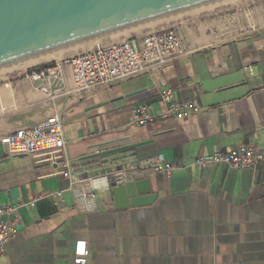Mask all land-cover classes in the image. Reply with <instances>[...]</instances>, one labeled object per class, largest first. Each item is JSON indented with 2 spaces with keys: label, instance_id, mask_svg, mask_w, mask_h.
Instances as JSON below:
<instances>
[{
  "label": "crops",
  "instance_id": "1",
  "mask_svg": "<svg viewBox=\"0 0 264 264\" xmlns=\"http://www.w3.org/2000/svg\"><path fill=\"white\" fill-rule=\"evenodd\" d=\"M132 34L145 36L143 30ZM183 42L193 51L157 75L122 80L110 89L69 92L68 65L62 67L64 88L57 81L46 85L51 95L41 89L45 82L11 80V73L0 72V135L58 112L65 139L57 164L35 155L5 157L0 144V205L24 203L2 264H76L78 240L86 242L85 264H264V158L244 170L193 163L199 154L241 144L257 146L264 156V29L221 43L204 37ZM163 89L201 109L132 124L140 105H149L151 113L163 110ZM135 143L140 145L82 158ZM146 159L181 164L140 177L149 179L155 194L150 204L124 205L107 179L89 191L84 206L77 205L69 174L102 181L124 164Z\"/></svg>",
  "mask_w": 264,
  "mask_h": 264
},
{
  "label": "built area",
  "instance_id": "2",
  "mask_svg": "<svg viewBox=\"0 0 264 264\" xmlns=\"http://www.w3.org/2000/svg\"><path fill=\"white\" fill-rule=\"evenodd\" d=\"M193 49L184 44L182 37L173 30L159 29L148 33L141 39H128L94 46L74 56L65 58L39 70H26L24 78L45 82L41 89L47 91V84L54 81L58 89L65 87L62 67L68 65L71 71V93H84L91 89H110L114 84L140 75H157V73L179 57L191 53ZM251 73V69H248ZM159 99L164 108L160 113H151L149 105H140L134 110V125H145L154 120L179 119L198 112L201 106L193 100L177 101L172 89L159 91ZM0 144L5 157L35 155L57 164L59 153L65 147L63 121L60 113L54 112L31 125H24L13 131L0 135ZM260 149L252 144H241L227 150L199 154L193 163L200 167L223 165L234 170L254 168L263 160ZM181 167L180 163H171L164 159H146L143 163L124 164L110 176L99 181L96 178L75 179L69 174L71 188L75 191L78 206H84L91 197V189L98 188L102 182L111 180L119 185L126 181L168 173ZM57 191V195H60ZM24 203L0 205V264L7 243L17 233L20 223L18 210ZM88 251L86 242L78 240L73 249L76 264H85Z\"/></svg>",
  "mask_w": 264,
  "mask_h": 264
},
{
  "label": "water",
  "instance_id": "3",
  "mask_svg": "<svg viewBox=\"0 0 264 264\" xmlns=\"http://www.w3.org/2000/svg\"><path fill=\"white\" fill-rule=\"evenodd\" d=\"M232 0H0V72L126 36ZM140 143L99 151L104 156ZM124 205L150 204L149 179L113 187ZM117 202V201H116Z\"/></svg>",
  "mask_w": 264,
  "mask_h": 264
},
{
  "label": "rangeland",
  "instance_id": "4",
  "mask_svg": "<svg viewBox=\"0 0 264 264\" xmlns=\"http://www.w3.org/2000/svg\"><path fill=\"white\" fill-rule=\"evenodd\" d=\"M231 4L230 1L216 5L147 29L143 33L159 29L173 30L178 33L183 41L192 42L201 37L211 43H221L234 38L243 37L251 31L264 29V0H238ZM130 38L135 39L134 34ZM112 39L95 46L116 41ZM82 49V48H81ZM83 50V49H82ZM52 60L37 63V65L50 63ZM36 64L34 66H37ZM28 67L26 70L30 69ZM25 70V71H26ZM23 73H11V80H18Z\"/></svg>",
  "mask_w": 264,
  "mask_h": 264
},
{
  "label": "bare ground",
  "instance_id": "5",
  "mask_svg": "<svg viewBox=\"0 0 264 264\" xmlns=\"http://www.w3.org/2000/svg\"><path fill=\"white\" fill-rule=\"evenodd\" d=\"M238 2H239L238 0L230 1V3L232 5L235 4V3H238ZM95 45H97V44H95ZM95 45H91V46H88V47H85V48H82V49H83V51L84 50H88V49L93 48ZM62 55L63 54L57 55V56H54V57H50V58H47V59H44V60H40V61H37V62H33V63H30V64H26V65H23V66H20V67H16V68H13V69H9V70L3 71L2 73H7V75H8V73H19V72L25 71L28 67L33 66V65H35V64H37L39 62L60 59L62 57ZM2 73H0V74H2Z\"/></svg>",
  "mask_w": 264,
  "mask_h": 264
}]
</instances>
